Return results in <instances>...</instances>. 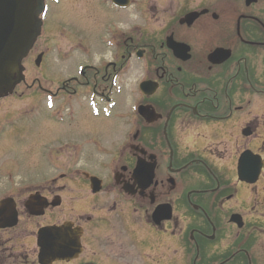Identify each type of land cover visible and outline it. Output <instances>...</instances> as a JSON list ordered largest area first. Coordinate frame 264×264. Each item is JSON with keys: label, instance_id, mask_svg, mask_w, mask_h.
Masks as SVG:
<instances>
[{"label": "flooded vegetation", "instance_id": "1", "mask_svg": "<svg viewBox=\"0 0 264 264\" xmlns=\"http://www.w3.org/2000/svg\"><path fill=\"white\" fill-rule=\"evenodd\" d=\"M40 1L26 57L40 55L37 68L51 58L16 89L48 96L31 109L78 133L44 147L72 156L58 185L2 174L0 264H41L48 226L66 228L51 244L65 251L74 235L78 247L45 264H264V0H93L103 53L67 78L51 75L54 60L89 49L67 36L61 0ZM75 1L74 13L89 8ZM133 6L157 37L134 34L144 20L113 25ZM245 154L257 159L252 180Z\"/></svg>", "mask_w": 264, "mask_h": 264}, {"label": "rangeland", "instance_id": "2", "mask_svg": "<svg viewBox=\"0 0 264 264\" xmlns=\"http://www.w3.org/2000/svg\"><path fill=\"white\" fill-rule=\"evenodd\" d=\"M79 1L76 0L73 3L74 9H76ZM91 1L84 0L85 4H89V8H84V5H82L84 9H81L82 11L80 10L81 13L78 15L80 11L77 12L76 10L74 13L68 0H61L60 5H62L61 7H63L64 11L68 14H73L70 19L71 21L68 23L69 26H66L65 29L68 34L67 36L75 44L81 41L89 50L88 53L84 52L78 45L74 47L67 60L62 56L55 59L50 68L51 75L53 73L60 74L62 78L75 75V69L78 63L91 66L94 60L103 53L99 45H94V41L100 38L102 29L96 20L89 17L90 15L93 16L94 9L96 8L94 5L92 8L93 0ZM130 10L128 9V11L117 13L113 16V25L116 22V26L122 25L125 27L128 23L136 24L144 20L140 27L133 28L134 34L138 31L136 36L140 37V33H146L147 31L150 40L153 37H157L158 30L155 27H148L146 25L147 21L152 18V15H146L144 12L140 15V8L137 6H133ZM81 16L83 17L81 18ZM78 17L80 18L79 20H77ZM72 42L69 43V47L72 45ZM42 46L45 45L41 43L40 49H43ZM35 58L36 56L34 55L32 58H27L23 62L27 80L33 75L42 77L40 74L44 68L42 67L43 63L45 61L48 63L51 55L44 58L39 68L35 67ZM52 87L54 88L53 85ZM16 92L6 98H0V178L3 173L10 172L13 180H20L21 183L32 181L36 184H43L47 179L54 177L57 181L55 185H58L60 183V174L65 173V160L70 161L72 156H68L67 158L62 152L56 154L53 151L52 157L49 154L45 157L44 147L52 137L63 134L64 132H67L71 136H76L75 133H78V129H67L62 124L48 121L45 116V114L47 115V110H42L38 114L31 109L36 108V112L39 111V106H42L44 109L45 95L43 93L39 95L37 92H33V89H26L24 86L18 87ZM57 106L62 107V104L58 103ZM19 112H21V117L18 120H12V123L9 125L3 123L4 119H9ZM83 121L88 122L91 119ZM51 162L61 164V166L59 165L60 168L55 169L54 166L50 168V165H52Z\"/></svg>", "mask_w": 264, "mask_h": 264}, {"label": "water", "instance_id": "3", "mask_svg": "<svg viewBox=\"0 0 264 264\" xmlns=\"http://www.w3.org/2000/svg\"><path fill=\"white\" fill-rule=\"evenodd\" d=\"M41 8L40 0H0V98L11 94L15 86L23 80L22 60L27 56L29 49L38 31L37 13ZM40 56L36 60L38 65ZM257 159H253L245 154L240 159L241 173L245 179L256 173ZM264 167V160L262 161ZM258 168V167H257ZM244 171V172H243ZM35 196L33 195L32 200ZM45 205H41L43 208ZM41 210V209H40ZM34 214H42L36 211ZM12 215L7 218H11ZM2 218V208L0 207V219ZM6 218V219H7ZM11 224V223H9ZM64 226L43 227L38 231L39 261L45 264L48 260H58L71 258L78 247V238L71 235L70 242L67 241L68 248H58L50 243L49 238H59ZM73 236V237H72Z\"/></svg>", "mask_w": 264, "mask_h": 264}]
</instances>
